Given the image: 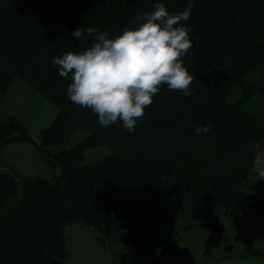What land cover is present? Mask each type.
Listing matches in <instances>:
<instances>
[{
  "label": "trees",
  "instance_id": "obj_1",
  "mask_svg": "<svg viewBox=\"0 0 264 264\" xmlns=\"http://www.w3.org/2000/svg\"><path fill=\"white\" fill-rule=\"evenodd\" d=\"M157 2L181 12L189 0H0V103L17 76L56 106L36 148L59 171L20 186L0 171V264H66L63 227L72 222L107 242L114 258L191 264L176 257L177 247L170 250L179 240L174 224L186 232L220 228L221 212L262 211L264 198L248 179L264 140V109L247 107L253 95L264 99V0H192L185 23L193 47L184 65L194 95L162 86L134 132L122 122L101 126L68 98L70 80L59 76L53 58L89 47L88 26L110 36L136 27L137 13ZM79 27L87 39L71 35ZM80 126L87 133L76 145L51 150ZM203 126L211 131L197 134ZM21 138L31 140L19 118L0 121V144ZM102 143L111 153L83 162L84 149ZM166 254L174 256L169 263ZM263 254L249 245L237 256Z\"/></svg>",
  "mask_w": 264,
  "mask_h": 264
},
{
  "label": "clouds",
  "instance_id": "obj_2",
  "mask_svg": "<svg viewBox=\"0 0 264 264\" xmlns=\"http://www.w3.org/2000/svg\"><path fill=\"white\" fill-rule=\"evenodd\" d=\"M192 6L189 0L183 11L170 12L164 3H154L152 11L137 13L136 27H126L116 36L88 26L93 41L89 47L53 58L59 76L70 80L68 98L80 108L90 109L101 126L122 122L125 130L134 132L162 86L185 97L194 95L190 89L193 76L184 65V57L193 47L191 28L185 23ZM84 33L79 27L71 35L76 40L87 39ZM195 131L207 134L211 126ZM253 170L264 180V156H256Z\"/></svg>",
  "mask_w": 264,
  "mask_h": 264
},
{
  "label": "rangeland",
  "instance_id": "obj_3",
  "mask_svg": "<svg viewBox=\"0 0 264 264\" xmlns=\"http://www.w3.org/2000/svg\"><path fill=\"white\" fill-rule=\"evenodd\" d=\"M236 97L238 93L233 89L230 98ZM250 107L258 111L264 109V99L259 95H253L247 108L251 109ZM56 112V106L30 83L17 76L11 79L0 103V121L6 120L10 115L19 118L31 140L21 138L0 144V171L9 172L18 186L26 178H49L53 173L59 172L36 148L40 142L41 130L51 124ZM86 133V128L80 126L64 144L51 146V150L56 152L61 148H71L82 140ZM109 153L111 148L106 143L88 146L84 149L83 162L100 159ZM258 154L264 156V140L253 157L248 179L249 183H255L250 189L264 198V180H260L253 170V162ZM249 183H246L245 187ZM217 221L221 223L220 228L210 225L187 232L183 231L179 224H174V234L179 240L170 250L177 247L179 252L176 257L182 262L189 259L191 264L228 259L237 256L242 248L249 245L264 252V206L258 214L252 213L242 217L230 212H221ZM63 233L67 247L66 264H158L154 259L133 262L112 257L111 246L107 242L99 244L90 228L80 222L66 223ZM227 244L232 245L231 252L225 250L224 246ZM122 247L123 245L120 246ZM168 255H162L167 263L174 257Z\"/></svg>",
  "mask_w": 264,
  "mask_h": 264
},
{
  "label": "crops",
  "instance_id": "obj_4",
  "mask_svg": "<svg viewBox=\"0 0 264 264\" xmlns=\"http://www.w3.org/2000/svg\"><path fill=\"white\" fill-rule=\"evenodd\" d=\"M203 264H264V254L261 256H248V257L233 256L231 258L220 261L204 262Z\"/></svg>",
  "mask_w": 264,
  "mask_h": 264
}]
</instances>
